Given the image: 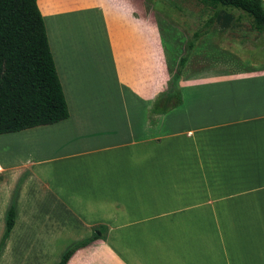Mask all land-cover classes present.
Here are the masks:
<instances>
[{
  "label": "crops",
  "instance_id": "0c3cea01",
  "mask_svg": "<svg viewBox=\"0 0 264 264\" xmlns=\"http://www.w3.org/2000/svg\"><path fill=\"white\" fill-rule=\"evenodd\" d=\"M37 4L69 117L0 135L19 137L25 159L16 166L9 161L16 152L7 151L0 161V188L8 190L0 241L15 210L0 260L34 264L38 237L73 236L70 249L95 234L67 264H103L104 255L114 264H264V44L230 51L209 32L181 73L180 98L160 100L190 38L173 56L155 7L143 0ZM90 18L104 29L125 118L88 103L96 61L75 30ZM98 73L103 102L111 88L103 68ZM161 172L168 174L160 179Z\"/></svg>",
  "mask_w": 264,
  "mask_h": 264
},
{
  "label": "trees",
  "instance_id": "16d2710c",
  "mask_svg": "<svg viewBox=\"0 0 264 264\" xmlns=\"http://www.w3.org/2000/svg\"><path fill=\"white\" fill-rule=\"evenodd\" d=\"M213 10L203 29L193 33L181 57L169 90L160 100L178 96V82L196 43L207 35L222 10H237L247 16L251 30L264 33L262 0H195ZM241 20L240 17L236 19ZM69 117L68 105L50 50L46 26L37 0H0V135L53 125ZM15 224L11 206L5 218L0 255ZM80 240L56 264H67L72 255L97 240Z\"/></svg>",
  "mask_w": 264,
  "mask_h": 264
},
{
  "label": "rangeland",
  "instance_id": "374dc122",
  "mask_svg": "<svg viewBox=\"0 0 264 264\" xmlns=\"http://www.w3.org/2000/svg\"><path fill=\"white\" fill-rule=\"evenodd\" d=\"M143 3L147 6L155 7L154 14L159 17L160 37L163 38L165 44H169L172 50L173 56L178 53L180 47L186 43L188 38L191 39L193 33L197 30H201L204 24L213 16V10L204 7L195 0H143ZM240 17L241 20L236 19ZM81 22H86V27H80L75 30L76 36L79 41L85 40V51L90 56V60H94L95 64L92 67L95 70V75L91 76V83L88 85L87 95L89 96L88 103L93 107L101 106L112 117H126V111L123 108V102L121 98L114 96V88L116 86L114 80L113 66L111 62V55L108 47V42L104 34V29L98 19H85ZM209 37L216 41L220 47L226 50H232L237 52L238 49L247 50L249 46H253L254 43L264 44V35H256L252 32L247 16L242 15L237 10H222L219 17L214 20L209 27ZM242 55V54H241ZM245 55V54H244ZM243 55V56H244ZM103 68L102 78L106 85L110 86L111 92L105 94L103 98L105 101L99 102L98 96H100V75L98 73L99 68ZM179 89V87H178ZM179 94V92H178ZM180 98V94L177 96ZM176 97V98H177ZM174 98V99H176ZM111 110V112H109ZM132 115V114H130ZM123 123V119L119 120ZM9 134L8 136H10ZM7 136V135H6ZM4 138L0 137V161L2 163L7 162L6 152L15 151L16 154L9 158L10 163H14L19 166L24 163L23 148L19 147L18 138ZM127 136V140H128ZM133 141L134 138H132ZM165 152V151H163ZM160 164L165 163V156L160 157ZM168 173H159L160 179L167 176ZM10 189V187H9ZM149 192L150 190H143ZM8 193L6 188H0V202L5 201V196ZM181 208L182 205L175 206ZM214 206L191 205V211L207 212L213 209ZM37 238V237H36ZM73 236L62 237L57 241L56 237H38L37 241L31 244L32 249L31 260H34V264H55L59 260L60 255L70 247L73 242L70 240ZM15 240V239H14ZM22 256V253H20ZM103 264H114L113 257L108 255L101 259ZM40 261V262H39ZM81 261V260H80ZM80 261H76L75 264H80ZM0 264H11L6 255L0 260ZM33 264V263H32Z\"/></svg>",
  "mask_w": 264,
  "mask_h": 264
}]
</instances>
